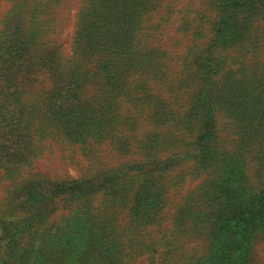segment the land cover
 I'll return each instance as SVG.
<instances>
[{"label": "rangeland", "instance_id": "374dc122", "mask_svg": "<svg viewBox=\"0 0 264 264\" xmlns=\"http://www.w3.org/2000/svg\"><path fill=\"white\" fill-rule=\"evenodd\" d=\"M86 1L0 0V44L6 39L7 29L19 25L35 32L38 43L57 46L62 56L71 58L78 17ZM13 4L17 5L14 9ZM149 4L141 15V28L131 39L137 49L129 52L136 64L148 63L143 69L147 72L146 80L136 79L138 76L128 78L135 97L124 100L125 95L121 96L122 107L107 115L102 127L110 130L109 136H99L96 123L89 127L81 144L76 139L78 135L64 134L59 126L61 121L75 117L72 113L75 102L83 104L106 98L97 94L95 77L87 80L73 98L66 89L55 98L49 92L44 94L50 81L41 71L23 86L24 99L36 101L30 129L40 135H33L28 160L14 177L0 178V229L3 223H14L24 216L11 202L15 196L12 189L26 188L28 181L41 188L38 183L46 180H78L99 185L97 179L104 176L107 180L111 176L117 178L112 183L115 188L109 189L105 197L103 190H99L57 196L48 202L47 216L38 225L42 228L60 225L61 264H73L82 253L81 241L87 232L102 240L96 250L101 251L97 257L112 259V264L117 257L129 258L126 264H214L215 260L224 264L234 254V240L231 236L224 239L221 232L210 234L206 208L208 199L229 197L232 193L201 196L197 191L200 183L207 172L214 170L216 178L219 171L225 180L235 175L242 193H255L264 187V148L262 153L257 145L237 147L238 123L234 117L241 106L233 101V105H226L229 99L238 96L230 88L232 81L245 80L244 77L264 79V11L258 10L260 17L246 24L248 28L235 42L214 45L213 77L224 90L214 94L211 108L215 113L216 154L199 169V157L193 145L198 116L185 121L184 115L187 111L196 110L198 114L205 111H199L200 107L193 103L194 96L208 95L203 89L198 90L203 84L195 70L199 55L205 56L201 52L210 49L218 13L214 0H150ZM143 48L151 52L153 48L159 49L163 56L149 53V59ZM93 61L98 67L96 57ZM136 67L139 70V65ZM171 101L175 106H169ZM171 108L175 109L174 117L182 116L181 125L175 124L174 118L164 123L158 117L159 111L167 112ZM248 141L246 144H250ZM155 156L160 161L169 159L175 165L167 171H155L149 177L153 191L160 192L163 205L158 213L140 222L130 215L129 208L143 177H124V169L134 173L133 167H138L140 160L150 162ZM232 190L235 192L234 187ZM187 199L190 202L184 209ZM36 200L34 197L33 201ZM91 214L98 218L99 229L89 230ZM97 232L101 233L96 235ZM253 237L248 264H264V231ZM117 245L123 248V256L117 252Z\"/></svg>", "mask_w": 264, "mask_h": 264}, {"label": "trees", "instance_id": "16d2710c", "mask_svg": "<svg viewBox=\"0 0 264 264\" xmlns=\"http://www.w3.org/2000/svg\"><path fill=\"white\" fill-rule=\"evenodd\" d=\"M149 2L150 0H87L81 7L78 17L71 58L62 56L57 46H50L47 42L38 43L35 32L31 29H22L19 25L14 29H7L6 39L0 44V178L14 177L22 163L28 160L27 155L32 151L33 135L36 137L40 135L30 129L35 116L36 101L24 99L23 87L27 81L33 80L32 76L36 72L41 71L50 81V87L44 94L49 92L53 98L60 96L65 89L70 91L71 97H75L85 87L86 81L95 77L97 94L105 95L106 98L83 104L75 102L72 107L75 117L61 121L59 126L64 134L78 135L76 139L81 144L85 141L89 127L96 123L98 125L96 132L99 136L110 135V130L102 127L107 122V115L118 112L122 107V104H119L121 96L125 95L124 100H132L135 97L134 87L128 78L138 76L136 79L146 80L144 76L147 72L143 69L148 63L145 61L136 64V61L129 57V52L137 49L132 46L131 39L141 28V15ZM214 4L218 19L214 25L210 49L201 52L205 56L199 55L195 70L203 84L198 86V90L203 89L208 95L194 96L193 103L200 107L199 111H205L200 114L196 110L187 111L186 116L184 115L185 121L198 116L193 145L197 149L199 169L205 163L208 164V160L211 162L212 155L216 154L213 145L216 134L215 113L211 108L215 101L214 94H220L224 90V86L219 87L218 80L213 77L211 57L214 45L235 42L241 32L243 34L248 28L246 24L260 17L258 10L264 11V0H214ZM16 6L13 4L11 7L14 9ZM8 12L12 13V9ZM241 22L243 24H240ZM139 49L141 48L139 47L138 51ZM142 50L147 52V58L150 57L149 53L163 56L156 48H153L152 52L148 51L149 49ZM79 57L81 61L78 60ZM94 57L98 67L93 61ZM136 65H139V70ZM244 78L245 80L241 78L231 82L230 88L238 96L226 102V105H233V101L238 103L237 106H241L234 117L238 123L236 126L238 139L235 143L238 141V148L241 145L245 148L257 145L262 152L264 79ZM173 98L178 100L177 97ZM173 102H169V106H175ZM174 111L175 109L171 108L164 112L163 109L159 111L158 117L163 119L164 123L174 118L175 124L181 125L182 116L174 117L176 115ZM244 140H249L250 144H246ZM223 149L226 150L224 147ZM174 165L175 163L169 159L160 161L155 156L150 162L140 160L138 167H133L134 173L129 174L131 171L124 169L126 173L124 177L128 175L131 178L139 175L143 177L135 191L134 202L129 208L133 218L144 222L159 212L163 202L160 192L153 191L149 177L155 171H167ZM213 171L207 172L206 178L198 187L197 191L202 193L201 196L213 192L229 193L228 191L232 194L229 197L219 196L207 200L209 232L211 235L221 232L224 239L229 236L233 238L234 254L230 259H225L226 264H248L253 236L264 231V187L255 193L245 194L236 185L235 175L225 180L220 171L217 172L218 178L213 177ZM116 181L117 178L113 176L108 180L105 176L97 179V182L101 183L99 185L78 180H46L44 183H38L41 188L28 181L26 188L12 189L15 196L11 202L17 209H21L24 216L18 217L14 223H3L0 229V264H61L60 255L63 251L58 246L60 244L58 238L61 236L60 225L55 227L53 225L50 228L38 225L41 219L47 216L48 202L57 196H77L99 190H103L105 197L109 189L111 191L115 188L112 183ZM232 187L235 188V192ZM34 197H37L36 201H33ZM189 202L187 199L184 209L188 207ZM2 215L6 216L7 213ZM99 224L98 218L91 214L89 230L92 227L99 229ZM100 233L97 232L96 235ZM93 236L92 232H87L82 237L83 251L74 259L73 264H86L88 260L89 264H112V259L97 257L101 251L96 250L101 247L102 240ZM117 252L123 256L121 245H117ZM113 260L115 264H126L129 258L117 257ZM213 263L222 264L216 260Z\"/></svg>", "mask_w": 264, "mask_h": 264}]
</instances>
